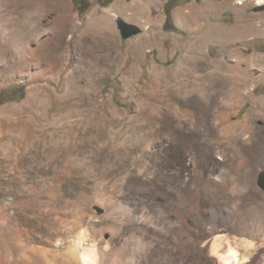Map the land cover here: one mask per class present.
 Returning <instances> with one entry per match:
<instances>
[{"label":"rangeland","instance_id":"1","mask_svg":"<svg viewBox=\"0 0 264 264\" xmlns=\"http://www.w3.org/2000/svg\"><path fill=\"white\" fill-rule=\"evenodd\" d=\"M67 1L57 30L60 0H0V170L82 200L103 264H218L216 234L264 264V0H171L164 30L166 0Z\"/></svg>","mask_w":264,"mask_h":264},{"label":"bare ground","instance_id":"2","mask_svg":"<svg viewBox=\"0 0 264 264\" xmlns=\"http://www.w3.org/2000/svg\"><path fill=\"white\" fill-rule=\"evenodd\" d=\"M60 1L62 12L53 18L57 30L66 24L70 16L68 1ZM44 45H47V41L43 42ZM54 66L52 63L35 74H26L29 76L28 81L44 75L47 70H53ZM5 83L7 79L1 78L0 85ZM40 91L38 87L32 88L27 94L26 101L34 99ZM41 95L44 99L43 94ZM226 107L222 106L223 109ZM225 112L213 115L218 118V115L223 116ZM3 172L0 170V176L22 180L21 184L27 190L29 198L16 202L9 193L7 198L0 200V253H2L0 264H103L102 246L94 239L89 240L84 228L86 213L82 200L58 198L59 188L55 189L52 184L47 183L40 188L33 183L27 184L25 181L30 177V173H23L21 169L9 168L5 174ZM11 190L12 188L8 186L5 191ZM15 208L23 212L25 219H35L37 225L31 230L25 228L26 221H20L18 217L20 211L17 212ZM252 246V240H238L226 234H216L211 241L209 252L216 258L218 264H244L248 259L247 251Z\"/></svg>","mask_w":264,"mask_h":264},{"label":"water","instance_id":"3","mask_svg":"<svg viewBox=\"0 0 264 264\" xmlns=\"http://www.w3.org/2000/svg\"><path fill=\"white\" fill-rule=\"evenodd\" d=\"M255 9L256 10L264 9V4L257 6ZM116 22H117V27L120 31V34L123 38H128L141 31V28L137 24L127 22L120 17L117 18ZM260 177L264 179V171L260 172Z\"/></svg>","mask_w":264,"mask_h":264},{"label":"crops","instance_id":"4","mask_svg":"<svg viewBox=\"0 0 264 264\" xmlns=\"http://www.w3.org/2000/svg\"><path fill=\"white\" fill-rule=\"evenodd\" d=\"M166 1H165V3H166ZM165 3H164V6H163V11H164L163 12V16L161 17V20H160V23H159V25H160L162 30H164L163 28L168 27L170 22L175 24V19H174V16H173V12L172 11H170V12L167 11V7H166Z\"/></svg>","mask_w":264,"mask_h":264},{"label":"trees","instance_id":"5","mask_svg":"<svg viewBox=\"0 0 264 264\" xmlns=\"http://www.w3.org/2000/svg\"><path fill=\"white\" fill-rule=\"evenodd\" d=\"M75 4H78V7H76L78 9L79 12H83L84 11V8H82V5L79 1L77 0H73ZM98 1V0H97ZM112 0H107L104 4H102L103 6L107 5L108 3H110ZM99 2V1H98ZM170 3V0H167L166 1V6ZM1 93V91H0ZM20 95H22V93H20Z\"/></svg>","mask_w":264,"mask_h":264}]
</instances>
